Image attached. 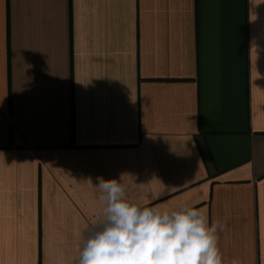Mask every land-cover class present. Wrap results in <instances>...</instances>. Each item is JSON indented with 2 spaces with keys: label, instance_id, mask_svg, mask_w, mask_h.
I'll use <instances>...</instances> for the list:
<instances>
[{
  "label": "crops",
  "instance_id": "0c3cea01",
  "mask_svg": "<svg viewBox=\"0 0 264 264\" xmlns=\"http://www.w3.org/2000/svg\"><path fill=\"white\" fill-rule=\"evenodd\" d=\"M97 177L264 264V0H0V264H78Z\"/></svg>",
  "mask_w": 264,
  "mask_h": 264
},
{
  "label": "clouds",
  "instance_id": "9594fccd",
  "mask_svg": "<svg viewBox=\"0 0 264 264\" xmlns=\"http://www.w3.org/2000/svg\"><path fill=\"white\" fill-rule=\"evenodd\" d=\"M97 180L103 219L88 230L78 264H224L217 232L225 224L209 226L194 207L169 211L130 201L117 179Z\"/></svg>",
  "mask_w": 264,
  "mask_h": 264
}]
</instances>
